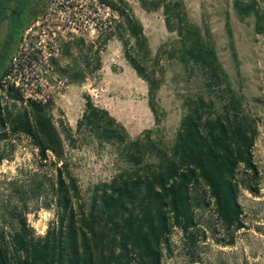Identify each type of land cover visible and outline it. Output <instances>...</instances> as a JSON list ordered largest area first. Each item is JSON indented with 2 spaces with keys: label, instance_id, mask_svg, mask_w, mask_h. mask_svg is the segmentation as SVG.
Here are the masks:
<instances>
[{
  "label": "trees",
  "instance_id": "16d2710c",
  "mask_svg": "<svg viewBox=\"0 0 264 264\" xmlns=\"http://www.w3.org/2000/svg\"><path fill=\"white\" fill-rule=\"evenodd\" d=\"M106 1L124 18V25L118 27L134 39L135 53L130 51V37H121L124 57L147 83L149 109L159 124L164 111L156 101V91L162 77H157L155 71L147 72L150 50L143 26L121 5ZM139 2L145 10L161 7L167 30L178 36L179 47L170 48L169 56L178 53L181 63L203 74L208 87L223 86L227 98L222 110L214 112L213 102L200 94L186 98L183 104L187 111L173 142L165 145L151 138V128L131 138L108 110L84 95V110L76 121V130L86 131L98 146L107 143L116 147L127 166L109 181L94 186L85 210L79 202L77 179L61 161L52 186L56 226L35 236L25 214H18L17 229L7 239L0 232V264H163V248L169 247L175 228L181 231L186 250L192 251L197 239L195 210L210 203L222 231L232 232L243 226L236 173L242 167L257 179L252 156L257 134L254 120L243 112L241 99L230 88L215 48L189 19L184 1ZM233 5L241 19L253 15L254 31L264 33V8H259L256 0H234ZM98 66L99 62L93 68ZM83 79L82 69L71 75L73 82ZM0 130V139L9 133L25 134L37 148L40 160H46L48 151L57 158L62 156L61 137L48 105L32 102L14 114L9 110L3 114L0 108ZM199 186H203L204 194L198 192ZM233 241L230 234L226 243Z\"/></svg>",
  "mask_w": 264,
  "mask_h": 264
},
{
  "label": "rangeland",
  "instance_id": "374dc122",
  "mask_svg": "<svg viewBox=\"0 0 264 264\" xmlns=\"http://www.w3.org/2000/svg\"><path fill=\"white\" fill-rule=\"evenodd\" d=\"M110 1L121 5L126 14L137 18L143 26L150 50L147 72L155 71L157 77H162L156 91V101L164 111L160 123H155L149 109L147 83L138 77L124 57L122 38L130 36L118 27L120 23L124 25L122 15L120 22L112 23L103 33L75 37L71 42L62 43L56 73L60 77L67 76L68 84L46 104L61 137V158L48 151L46 160H40L37 148L22 133H9L0 139V232H4L6 239L17 229V216L21 213L25 214L35 236L56 226L57 207L52 186L61 161L77 179L79 202L85 210L94 186L109 181L126 168L124 156L119 155L116 147L107 143L98 146L86 131L76 130V121L84 110V95L108 110L125 126L131 138L151 128L154 130L151 138L165 145L173 142L187 111L183 104L186 98L200 94L213 102L214 112H220L226 101L223 86L208 87L203 74L181 63L178 53L173 58L169 56L170 48H178L179 42L176 33L167 30L161 7L145 10L139 0ZM183 1L189 19L200 27L215 48L227 72L230 88L241 99L243 112L254 120L257 134L252 156L257 166V179L251 178L242 167L237 170L241 228L222 231L212 203L199 207L195 210L197 239L192 251L186 250L182 233L175 228L169 238V247L163 248L162 263L264 264V33L254 31L253 15L243 19L238 16L234 0ZM256 2L259 8H264V0ZM47 5L48 2L43 10ZM33 20L35 17L30 22ZM129 46L135 53L132 37ZM97 62L99 66L94 69ZM80 69L84 73L83 81L73 82L71 75H77ZM24 109L18 103H11L5 112L9 110L14 114ZM198 192L204 194L203 186H199ZM230 234L233 244L226 243Z\"/></svg>",
  "mask_w": 264,
  "mask_h": 264
},
{
  "label": "built area",
  "instance_id": "2783aa9c",
  "mask_svg": "<svg viewBox=\"0 0 264 264\" xmlns=\"http://www.w3.org/2000/svg\"><path fill=\"white\" fill-rule=\"evenodd\" d=\"M120 13L106 0H48L35 20L28 23L0 79L2 113L11 103L49 104L68 84L56 73L62 43L75 37L100 34L120 22Z\"/></svg>",
  "mask_w": 264,
  "mask_h": 264
},
{
  "label": "flooded vegetation",
  "instance_id": "af4514ba",
  "mask_svg": "<svg viewBox=\"0 0 264 264\" xmlns=\"http://www.w3.org/2000/svg\"><path fill=\"white\" fill-rule=\"evenodd\" d=\"M48 0H0V79L25 26L41 14Z\"/></svg>",
  "mask_w": 264,
  "mask_h": 264
},
{
  "label": "crops",
  "instance_id": "0c3cea01",
  "mask_svg": "<svg viewBox=\"0 0 264 264\" xmlns=\"http://www.w3.org/2000/svg\"><path fill=\"white\" fill-rule=\"evenodd\" d=\"M103 107V106H102Z\"/></svg>",
  "mask_w": 264,
  "mask_h": 264
}]
</instances>
